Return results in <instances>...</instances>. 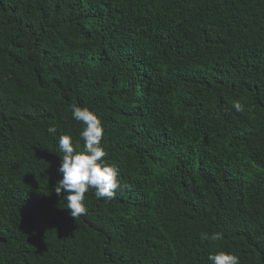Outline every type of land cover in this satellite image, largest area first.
Listing matches in <instances>:
<instances>
[{"label": "trees", "instance_id": "16d2710c", "mask_svg": "<svg viewBox=\"0 0 264 264\" xmlns=\"http://www.w3.org/2000/svg\"><path fill=\"white\" fill-rule=\"evenodd\" d=\"M73 104L120 185L76 219L55 192ZM217 251L264 264V0H0V264Z\"/></svg>", "mask_w": 264, "mask_h": 264}, {"label": "clouds", "instance_id": "9594fccd", "mask_svg": "<svg viewBox=\"0 0 264 264\" xmlns=\"http://www.w3.org/2000/svg\"><path fill=\"white\" fill-rule=\"evenodd\" d=\"M233 107L237 112L242 110L239 101L234 102ZM72 119L80 122L83 126L80 132V139L83 141V150L79 142L73 146L72 138L69 135L59 137L58 145L61 156L59 172L62 174L55 186V192L59 196L65 193L63 199L67 203V209L75 219L86 214L84 206L85 193L90 189L94 190L97 199L114 198L119 188L118 169L107 164L102 159L106 153L101 146L103 138V125L98 116L88 108H81L76 104L71 105ZM57 131L54 125L47 128L49 134ZM202 241L215 242L223 238L222 233L216 232L211 235L201 233ZM209 264H240L239 257L225 251L209 253Z\"/></svg>", "mask_w": 264, "mask_h": 264}]
</instances>
